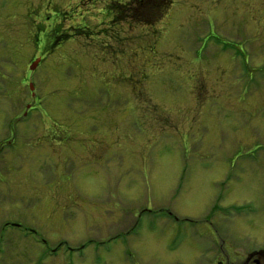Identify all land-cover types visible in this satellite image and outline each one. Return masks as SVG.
<instances>
[{
	"label": "rangeland",
	"instance_id": "rangeland-1",
	"mask_svg": "<svg viewBox=\"0 0 264 264\" xmlns=\"http://www.w3.org/2000/svg\"><path fill=\"white\" fill-rule=\"evenodd\" d=\"M143 1L0 0V264H264V0Z\"/></svg>",
	"mask_w": 264,
	"mask_h": 264
},
{
	"label": "flooded vegetation",
	"instance_id": "flooded-vegetation-1",
	"mask_svg": "<svg viewBox=\"0 0 264 264\" xmlns=\"http://www.w3.org/2000/svg\"><path fill=\"white\" fill-rule=\"evenodd\" d=\"M131 3H132V6L136 5V6L140 7V8H143L144 5H145L143 0H132ZM136 14L139 15L138 13H136ZM126 16L127 17L129 16V18H130V13L126 12ZM211 218H214V217L211 216L209 219H206L205 221L208 222V225L210 224V226H211L210 232L212 233V236H213L214 239L212 238L213 241L212 240L210 241V246L205 251L214 252V254L212 255L211 259L209 258V260H211L212 263H214V264H226L225 257L223 255V253H225V250L223 248L224 245H225V233L222 234L221 239L218 237V232L213 229V227H212L213 223L211 224V222L215 221V220L211 219ZM223 236H224V238H223ZM218 241L222 242V244H221L222 246L219 245ZM250 254H251L250 256L262 257V256H264V250L263 251H253ZM209 260H206V262L209 261ZM256 262L259 263V261L257 259L254 260V264H257Z\"/></svg>",
	"mask_w": 264,
	"mask_h": 264
},
{
	"label": "water",
	"instance_id": "water-1",
	"mask_svg": "<svg viewBox=\"0 0 264 264\" xmlns=\"http://www.w3.org/2000/svg\"><path fill=\"white\" fill-rule=\"evenodd\" d=\"M39 62H40L39 59H37L36 61H34L32 63V65L30 66V70H34L37 67V65L39 64ZM30 90H33V86L32 85H30Z\"/></svg>",
	"mask_w": 264,
	"mask_h": 264
}]
</instances>
